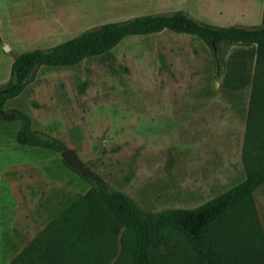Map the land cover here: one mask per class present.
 I'll use <instances>...</instances> for the list:
<instances>
[{
    "label": "rangeland",
    "instance_id": "374dc122",
    "mask_svg": "<svg viewBox=\"0 0 264 264\" xmlns=\"http://www.w3.org/2000/svg\"><path fill=\"white\" fill-rule=\"evenodd\" d=\"M178 11L214 26L264 25V0H0V88L23 53L108 23ZM262 70L255 48L227 49L218 70L201 40L169 30L127 37L74 67L40 68L5 104L12 118L0 117V264L37 242L63 264H76L57 225L93 185L62 152L21 145L23 121L13 111L27 115L35 133L72 149L91 177L139 210L196 209L263 164L247 156L261 150ZM95 220L96 232L84 238L93 264H133L113 223ZM215 236L231 264H264L257 258L264 252V185ZM153 257L154 264H201L180 237Z\"/></svg>",
    "mask_w": 264,
    "mask_h": 264
},
{
    "label": "trees",
    "instance_id": "16d2710c",
    "mask_svg": "<svg viewBox=\"0 0 264 264\" xmlns=\"http://www.w3.org/2000/svg\"><path fill=\"white\" fill-rule=\"evenodd\" d=\"M166 30L201 40L210 49L218 70L222 68L227 49L234 46L255 48L257 63L264 67V25L214 26L192 18L184 11L144 15L102 25L51 49L21 54L13 63L10 81L0 88V109L4 110L9 100L18 97L42 67H74L87 58L110 53L127 37L157 34ZM261 75H264V70ZM261 107L264 113V104ZM13 113L23 121V128L17 134V141L21 145L56 152L67 150L63 143L32 131L31 120L27 115ZM263 134L258 135L262 141L261 150H257L256 154H247L250 159L263 164L249 172L242 184L196 209L145 213L126 194L110 190L102 178L85 177L79 172L93 185L86 196L65 210L57 225L64 245H68L77 256L76 264H93L90 248L84 238L94 235L97 229L95 218L103 215L113 223L121 236V243L129 250L133 264H154L155 252L174 237L187 241L201 264H231L215 233L217 226L241 208L248 207L254 194L264 185ZM42 246L41 242L31 244L10 264H63L58 255L54 258L50 254L49 247L44 249ZM257 258L264 261V252H258Z\"/></svg>",
    "mask_w": 264,
    "mask_h": 264
},
{
    "label": "water",
    "instance_id": "95a60500",
    "mask_svg": "<svg viewBox=\"0 0 264 264\" xmlns=\"http://www.w3.org/2000/svg\"><path fill=\"white\" fill-rule=\"evenodd\" d=\"M0 115L4 119H7V120L12 118V115H7L1 109H0ZM62 157L69 167L80 171L82 173V175L85 177L90 176L88 170L85 168V166L82 164V162L78 159L76 153L72 149H67L64 152H62Z\"/></svg>",
    "mask_w": 264,
    "mask_h": 264
}]
</instances>
